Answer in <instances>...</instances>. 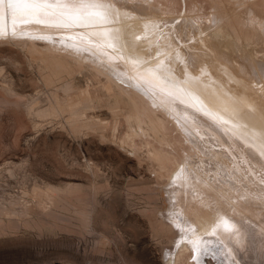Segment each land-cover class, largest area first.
<instances>
[{"label": "bare ground", "instance_id": "1", "mask_svg": "<svg viewBox=\"0 0 264 264\" xmlns=\"http://www.w3.org/2000/svg\"><path fill=\"white\" fill-rule=\"evenodd\" d=\"M201 1L94 0L97 6L82 8L80 21L73 23L72 8L13 12L10 0H0V44L39 57L48 72L46 98L42 93L24 102L34 132L44 130L43 120L61 118L99 124L104 131L111 121L97 110L105 106L118 133L119 117L124 118L125 137L138 150H151L152 142L162 150L164 145L176 152L182 148L173 178L184 187L187 209L182 220L173 204V216L184 240L168 264H248L241 259L239 232L241 221L252 217L240 209L264 203V77L258 74L264 73V58L239 54L232 30L249 26L255 42L264 40V0H209L214 9L207 16ZM224 2L233 5L231 11ZM208 31L214 41L204 38ZM180 34H198L202 44L193 52L182 50ZM82 71L89 79L76 85ZM7 77L1 87L20 96ZM5 98L0 103H8ZM4 108L0 104V122L8 117ZM153 127L163 133L162 141Z\"/></svg>", "mask_w": 264, "mask_h": 264}, {"label": "rangeland", "instance_id": "2", "mask_svg": "<svg viewBox=\"0 0 264 264\" xmlns=\"http://www.w3.org/2000/svg\"><path fill=\"white\" fill-rule=\"evenodd\" d=\"M201 3L204 15L213 11L211 1ZM225 3L224 8L231 11L233 5ZM237 26L232 33L241 49L236 51L246 57L251 53L253 59L264 58L263 37L255 42L258 37L254 31L250 33L252 28ZM246 32L254 38H244ZM206 34L208 42L214 41L211 31ZM178 36L182 50L193 52L202 44L198 34L194 38ZM39 62L31 53L0 44V98L6 96L9 101L0 103L8 109V117L0 122V264H168L165 260L176 254L177 245L184 240L173 216V204L182 220L187 209L188 199L181 193L184 187L173 178L182 148L176 152L164 145L162 150L159 143L152 142L151 150H138L125 137L129 130L124 118L119 117L118 133L105 106L97 110V115L111 121L104 131L99 124L90 127L83 122L80 126L61 118L43 120L44 130L34 132L24 102L42 93L46 98L44 76L48 72ZM82 72L76 73V85L89 79V72ZM258 74L264 77L263 70ZM4 76L15 82L13 88L20 96H10L2 88ZM69 76H63L62 82ZM155 129V137L162 141L163 133ZM171 130L180 137V132ZM135 141L142 145L140 139ZM240 210L252 217L241 221V259L264 264V203L257 201ZM254 221L258 225L255 232Z\"/></svg>", "mask_w": 264, "mask_h": 264}, {"label": "snow or ice", "instance_id": "3", "mask_svg": "<svg viewBox=\"0 0 264 264\" xmlns=\"http://www.w3.org/2000/svg\"><path fill=\"white\" fill-rule=\"evenodd\" d=\"M97 4L92 3H84L83 0H15V2L9 3V7L13 9L15 12L17 9L28 10L31 12H39L44 9L52 8V9H69L72 8L74 10L70 19L73 23L80 21V10L82 8L96 7ZM68 26V25H61ZM2 34V33H0ZM13 36L16 34L15 32L11 33ZM204 254H207V249L204 250Z\"/></svg>", "mask_w": 264, "mask_h": 264}]
</instances>
